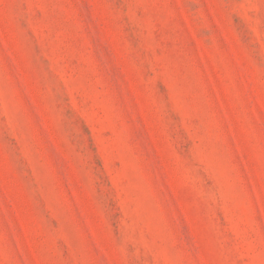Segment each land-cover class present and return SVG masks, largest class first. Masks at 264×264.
Here are the masks:
<instances>
[{"label":"rangeland","instance_id":"obj_1","mask_svg":"<svg viewBox=\"0 0 264 264\" xmlns=\"http://www.w3.org/2000/svg\"><path fill=\"white\" fill-rule=\"evenodd\" d=\"M0 264H264V0H0Z\"/></svg>","mask_w":264,"mask_h":264}]
</instances>
